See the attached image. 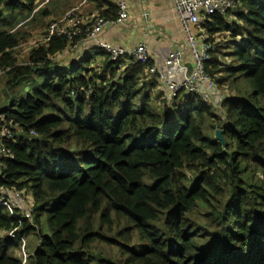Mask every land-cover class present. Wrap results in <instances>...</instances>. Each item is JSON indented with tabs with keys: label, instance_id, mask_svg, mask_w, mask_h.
<instances>
[{
	"label": "trees",
	"instance_id": "16d2710c",
	"mask_svg": "<svg viewBox=\"0 0 264 264\" xmlns=\"http://www.w3.org/2000/svg\"><path fill=\"white\" fill-rule=\"evenodd\" d=\"M36 2L0 0L8 88L61 68L54 56L82 39L55 37L19 63L30 34L17 26L35 21ZM241 2L238 13L214 14L202 27L213 45L206 71L218 91L231 86L236 95L204 101L179 92L159 104L146 73L152 60L111 61L97 47L16 108L0 109V147L4 140L10 149L0 157V189L32 191L34 201L20 215L0 204V264H26L16 252L32 230L34 264H264V0ZM89 5L116 18L111 0ZM5 125L14 138L1 139Z\"/></svg>",
	"mask_w": 264,
	"mask_h": 264
},
{
	"label": "built area",
	"instance_id": "2783aa9c",
	"mask_svg": "<svg viewBox=\"0 0 264 264\" xmlns=\"http://www.w3.org/2000/svg\"><path fill=\"white\" fill-rule=\"evenodd\" d=\"M48 1V0H47ZM87 0H82L81 6L85 5ZM117 9V15L114 19L102 16L99 10L91 12L84 11L81 6L73 5L61 17L52 19L48 29L39 37L36 43L27 46V50L40 44L50 42L55 37H67L70 44L75 42L77 37H81L80 42L96 39L101 29L111 23L122 24L127 18V2L128 0H111ZM175 8L180 17L187 37V43L184 47L176 48L170 51L165 59V68L159 69L153 64L146 70L147 79L156 77L158 83L164 88V98L169 104H172L179 92L193 94L201 97L204 101L212 100L215 95L213 92L218 91L216 81L210 77L206 71V63L211 59L212 43L208 42V34L203 27L204 22L214 14L226 15L229 11H234L242 6L241 0H174ZM24 21V20H23ZM191 25L201 27V34L196 37L191 31ZM199 40V44H198ZM72 45L71 47H73ZM99 48H102L110 55L111 61H117L122 57L130 55L135 61L146 63L151 60V54L146 44L140 43L133 49H125L122 47L112 46L111 44L99 42ZM70 47V48H71ZM190 49L192 56V64L189 65L185 59V51ZM99 60V59H98ZM101 65V62L96 64ZM174 67L177 69L179 79H173L168 76L167 68ZM5 71H0V77ZM3 116L0 115V120ZM1 130L3 137L7 139L14 138V135L7 126ZM33 134H36L33 132ZM10 149L4 144V140L0 147V157L8 155ZM1 174V172H0ZM11 193L12 196L9 194ZM10 196L11 198H8ZM11 201L10 208L17 212L24 211L27 207L32 213L34 208L33 198H28L25 191L18 189H0V204L8 205ZM15 208H14V207Z\"/></svg>",
	"mask_w": 264,
	"mask_h": 264
},
{
	"label": "crops",
	"instance_id": "0c3cea01",
	"mask_svg": "<svg viewBox=\"0 0 264 264\" xmlns=\"http://www.w3.org/2000/svg\"><path fill=\"white\" fill-rule=\"evenodd\" d=\"M76 3L78 0H66L63 5L68 8L77 5ZM84 6L82 5L81 8L85 11ZM86 11H94V8L89 5ZM186 38L174 0H128L127 18L124 23H111L103 27L96 39L78 42L71 49L54 56V59L59 62L61 68L71 69L83 62L91 53L95 54L99 42L128 50L144 43L149 48L155 66L162 69L165 68L168 53L174 48L186 46ZM185 59L187 64H192L191 53H188L187 49ZM153 78L158 82L156 77L150 79ZM9 194L12 196L11 193ZM14 213L18 215L17 212Z\"/></svg>",
	"mask_w": 264,
	"mask_h": 264
},
{
	"label": "rangeland",
	"instance_id": "374dc122",
	"mask_svg": "<svg viewBox=\"0 0 264 264\" xmlns=\"http://www.w3.org/2000/svg\"><path fill=\"white\" fill-rule=\"evenodd\" d=\"M65 2L66 0H48V1L47 0H37L35 7L33 8V11H32L33 16H34L33 19H35V21L31 20V21H28L27 23L25 22V19L20 18L19 25L17 26V28H19L21 31H27L30 34V38L28 42H24L17 49L19 63H25V57L28 54L27 46L31 43H36L39 40V37L42 35V33H45L47 31L49 24L53 21L52 19L60 17V16L62 17L66 13L65 11L70 8V7L67 8L63 5ZM241 9H242L241 7H238L236 10L232 12L238 13L239 11H241ZM3 10L6 12V8H4ZM45 11H47L45 15L39 14ZM191 28H192L191 31L194 33V35L196 37H199L202 32L201 27L199 26L195 27L194 25H191ZM198 44H199V40H198ZM175 49L176 48H174L173 50ZM187 52L190 53V49H187ZM167 72H168L169 77L173 79H179L176 68L168 67ZM60 73L69 74L70 68L50 67L47 69H37L30 76L24 77L18 80L17 82H14L10 86V88L7 87V81L9 80V78L11 79V77L6 74L2 75L0 77V109H4L5 107H10L12 103H13L12 108H16L18 103L26 99L27 96L32 94L35 89L42 87V85L47 80L56 78V76ZM157 85H158L157 87L153 88V91H152L153 96L157 99L159 104H164L165 103V100L163 98L164 88L159 83ZM236 93L237 92L231 86H227V87L224 86V87H221L219 91L213 92L215 97L220 98V99L224 98L225 96L236 95ZM217 103H218V100H216L212 104L214 105L216 104L215 109H217L219 114H222L220 106ZM27 194H28V198H33L32 191H29V193ZM7 202L10 207L11 201L8 200ZM28 210L29 208L27 207L24 211H28ZM14 212H17V210H14ZM17 213L18 215H20L19 212ZM27 214H30V212L28 211ZM41 224H42L43 232L45 234H50L51 233L50 226L47 222V218L45 215L42 216ZM36 232L37 231L32 230L30 235L26 238L24 247L22 249L23 251L16 252L17 256L22 261H25L26 264H34L32 263L34 259V250L38 246V242H39ZM97 248H98V251H102L106 255H109V256H114L117 253V249L113 246H106V245L101 244V245H98Z\"/></svg>",
	"mask_w": 264,
	"mask_h": 264
},
{
	"label": "water",
	"instance_id": "95a60500",
	"mask_svg": "<svg viewBox=\"0 0 264 264\" xmlns=\"http://www.w3.org/2000/svg\"><path fill=\"white\" fill-rule=\"evenodd\" d=\"M217 138H218L219 140H221V141L224 140V137H223V130L219 129V130L217 131Z\"/></svg>",
	"mask_w": 264,
	"mask_h": 264
},
{
	"label": "bare ground",
	"instance_id": "6f19581e",
	"mask_svg": "<svg viewBox=\"0 0 264 264\" xmlns=\"http://www.w3.org/2000/svg\"><path fill=\"white\" fill-rule=\"evenodd\" d=\"M153 59V58H152Z\"/></svg>",
	"mask_w": 264,
	"mask_h": 264
}]
</instances>
